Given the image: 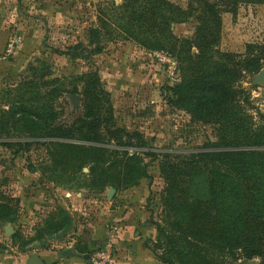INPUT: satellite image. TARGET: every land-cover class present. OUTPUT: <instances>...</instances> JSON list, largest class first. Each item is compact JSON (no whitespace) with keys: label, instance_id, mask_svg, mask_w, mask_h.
<instances>
[{"label":"rangeland","instance_id":"1","mask_svg":"<svg viewBox=\"0 0 264 264\" xmlns=\"http://www.w3.org/2000/svg\"><path fill=\"white\" fill-rule=\"evenodd\" d=\"M129 1L134 0H0V204L10 208L0 209V264L38 254L49 264H67L61 258L70 249L87 250L88 244L90 264L101 259L99 253H108V264H115L119 252L110 241L112 231H102L114 210L123 222L134 204L163 229L160 247L154 246L158 236L145 242L157 264H164L160 257L172 264L189 259L203 264L205 256L214 264H264V258L245 261L239 255L219 260V244L188 235L185 225L177 224L176 210L166 204L169 184L162 167L179 163L164 154H189L230 137L219 131V116L197 118L194 107L174 102L170 88L191 80L203 57L209 58V64L201 63L203 71L226 66L239 72L237 64L249 59L247 45L264 40V4H244L231 12L221 0H163L184 14L173 16L167 27L159 19L160 26L149 33L127 19ZM206 25H215L206 30L213 44L201 56ZM184 40L190 41L187 62ZM158 53L170 62H161ZM263 70L241 72L229 85L236 114L254 130H264ZM90 73H98L111 94L114 124L140 135L128 140V147L109 151L106 164L96 163L94 172L82 166L86 153L72 155L57 143L31 142L26 134L37 114L52 127L79 126L83 95L64 91L77 84L83 92V77ZM149 150L156 159L145 155ZM144 166L146 176L141 175ZM110 188L116 190L112 198ZM89 224L96 225L89 230ZM192 248L200 257L189 255Z\"/></svg>","mask_w":264,"mask_h":264},{"label":"trees","instance_id":"2","mask_svg":"<svg viewBox=\"0 0 264 264\" xmlns=\"http://www.w3.org/2000/svg\"><path fill=\"white\" fill-rule=\"evenodd\" d=\"M134 2L138 4L140 0L129 1L124 5L131 11L127 19L149 33H154L153 29L160 26L159 19L162 20V25L167 27L173 16L184 14L181 8L170 6L163 0H142V4L149 3L145 7H135L132 5ZM221 4L227 7V10L237 12L241 5L264 4V0H221ZM167 9H170L169 14H166ZM211 9L213 11L212 7ZM211 19L212 22H217L214 13ZM206 27L199 41L201 56H204V49L213 44L210 33H206L211 32L215 25ZM209 27L211 30H208ZM189 43V40H184L182 45L184 62L188 61L186 55L189 54ZM246 55L249 59L246 63L237 64L240 66L237 73L235 69L230 70L226 66L203 71L201 63L209 64V58L203 57L191 80L183 79L179 85L170 88L173 98H176L175 103L184 108L186 105L194 107L193 111L199 119L219 116V131H227L230 134V137L219 139V144L196 152L164 154L166 158L178 160L179 163L166 162L162 166L164 178L169 184L166 204L180 216L177 224H184L188 235L194 236L197 241L219 244V260L237 255L245 261L257 257L264 258V130H254L251 127L253 124L236 114L229 87L237 78V74L241 76V72L257 73L264 67V40L248 44ZM83 78V92H80L77 84H72L70 89L64 91L83 95L84 115H80L77 121L79 126L71 125L68 129L62 126L52 127L43 124L42 115L36 113L38 121H33L35 125L28 129L26 134L31 142L57 143L68 148L72 155L78 152L86 153L82 166H88L90 172H94L96 163L106 164L105 156L109 151L117 152L128 147V140L131 141L140 135L114 124L111 94L103 87L99 74L90 73ZM145 155L157 158V154L150 150L146 151ZM141 173L146 176L145 166L141 168ZM182 177L185 180H182ZM202 178L203 181H198ZM180 183L184 188H178ZM190 197L191 203L187 201ZM0 209L4 213L10 210L3 204H0ZM155 226L158 242L156 241L154 246L160 247L164 233L160 225ZM189 252L193 257H200L199 252L193 248ZM204 259L203 264H214L213 258L209 260L205 256ZM160 260L164 264H172L163 257H160ZM186 263L195 264L193 259ZM219 264H224V261H219Z\"/></svg>","mask_w":264,"mask_h":264},{"label":"crops","instance_id":"3","mask_svg":"<svg viewBox=\"0 0 264 264\" xmlns=\"http://www.w3.org/2000/svg\"><path fill=\"white\" fill-rule=\"evenodd\" d=\"M130 201L136 202L134 199H130ZM118 212L119 210H114L111 213L112 215L110 216V221L108 222L109 224L106 225L108 229L106 231H102L103 233H109L112 231L110 233V241L115 243V246L119 252H116L117 257L115 264H132L133 262L136 264V262L140 260L144 261L145 264H157L156 259L153 258V254L149 251V249L146 248L147 245H145V242L149 239L156 240L158 231L156 226L151 224L149 221L150 219L147 217L142 205L134 204L131 210L126 214L127 216L123 218V222L116 217V213L118 214ZM102 220H105V218ZM95 225L89 224L88 226H85V228L90 230V228L94 227ZM86 234H88L87 238H90L91 236L93 238V235H90V233ZM89 248L90 245L88 244L85 248L87 250H84V247L80 245L70 249L67 256H63L61 258L62 263L90 264V255L87 253ZM38 256L44 261L45 264H49L47 259L41 254H38ZM30 257L31 256L26 255L14 256L5 259V262H2V264H29Z\"/></svg>","mask_w":264,"mask_h":264},{"label":"built area","instance_id":"4","mask_svg":"<svg viewBox=\"0 0 264 264\" xmlns=\"http://www.w3.org/2000/svg\"><path fill=\"white\" fill-rule=\"evenodd\" d=\"M156 57L158 58V59H160V61L161 62H170V58H168L166 55H164V54H160V53H158L157 55H156ZM173 61V60H172ZM175 62V61H174ZM174 64V63H173ZM175 64H176V62H175ZM175 70H174V72H177L176 71V68H174ZM174 72H172L173 73V75H174ZM175 81H176V77H175ZM97 257L98 258H101L99 261H94L93 262V264H108V262L110 263V260H109V254L107 253V254H104V255H102L101 253H99L98 255H97ZM93 259V258H92Z\"/></svg>","mask_w":264,"mask_h":264},{"label":"water","instance_id":"5","mask_svg":"<svg viewBox=\"0 0 264 264\" xmlns=\"http://www.w3.org/2000/svg\"><path fill=\"white\" fill-rule=\"evenodd\" d=\"M260 77L264 79V70L260 73ZM73 98H77V96H73ZM115 192L116 190L114 188H110L108 196L112 198ZM29 264H45V263L38 255H32L29 259Z\"/></svg>","mask_w":264,"mask_h":264}]
</instances>
